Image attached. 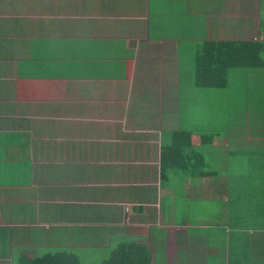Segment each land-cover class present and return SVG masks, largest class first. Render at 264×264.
Wrapping results in <instances>:
<instances>
[{"label":"crops","instance_id":"1","mask_svg":"<svg viewBox=\"0 0 264 264\" xmlns=\"http://www.w3.org/2000/svg\"><path fill=\"white\" fill-rule=\"evenodd\" d=\"M258 3L0 0V264L56 251L80 264L78 248L99 263L131 239L151 264H261L264 224L231 213L226 140L161 168L173 131L202 133L182 127L184 58L264 39ZM215 201L218 227L196 213Z\"/></svg>","mask_w":264,"mask_h":264},{"label":"rangeland","instance_id":"2","mask_svg":"<svg viewBox=\"0 0 264 264\" xmlns=\"http://www.w3.org/2000/svg\"><path fill=\"white\" fill-rule=\"evenodd\" d=\"M259 2V9L262 10L261 16L264 18V0ZM200 11H202L201 8ZM255 13L257 12L253 11L251 14L255 15ZM253 26L254 32L257 33V25L254 24ZM183 67L184 81L187 80L186 85L191 90L189 94L184 93L182 97V127L184 129L186 127L194 128L197 129V132L202 133L203 131H214L217 133L216 141L226 140L225 152L234 150V155L230 160H227L226 153L221 160L223 169L225 171L228 169L230 184L234 188L232 195H229V204L234 211L232 214H241L247 217H245L246 220L241 219V224L250 226V229H256L257 226L264 224V210H262L264 208V192L261 189L262 184L264 185V136L262 135V113L264 110L261 109L263 102L259 100L264 96V80L259 75V71L255 73L251 69L231 68L225 88L198 87L190 81L193 75L192 56L189 55L184 58ZM245 109L248 111L246 110L245 114L247 115L244 116L242 114ZM240 147L255 149L256 151L254 153L244 151L246 154L244 152L241 154ZM217 148L218 150L215 152L219 158L223 150L221 147ZM217 160L216 163L218 164L220 159ZM218 182L219 188H222V184H220L222 178ZM217 210L215 201L214 206L210 203L200 206L196 213L200 217L212 214L215 227H218L220 220H216ZM251 231L259 232V230ZM220 246L216 245V247ZM50 249L56 250V245L51 246ZM82 250L76 249V253L81 255L80 264L92 262L89 260V254H102L98 250L90 252ZM212 253L213 251L210 256H214ZM247 258L252 262L253 255L249 253ZM96 260L98 259L93 262H99ZM255 260L257 261L256 258ZM154 261L158 264V262L161 263L162 259L159 260L155 254ZM217 261L218 259L215 258L210 259V264Z\"/></svg>","mask_w":264,"mask_h":264},{"label":"trees","instance_id":"3","mask_svg":"<svg viewBox=\"0 0 264 264\" xmlns=\"http://www.w3.org/2000/svg\"><path fill=\"white\" fill-rule=\"evenodd\" d=\"M231 68L251 69L253 72L259 71V75L264 80V39H209L203 41L200 43L199 49L193 57L194 84L198 87L225 88ZM259 100L263 102L261 109L264 110V96L262 99L259 98ZM246 110L243 111L242 115H247L245 112L248 110ZM262 115V135L264 136V111ZM172 134L173 139L167 145H162L161 147V168H164L165 165H167V168H170V166L172 168L177 167V162L179 164L183 160L181 158L184 149L196 144L209 145L212 143L214 137L217 136V133L214 131L194 134L185 130H177L173 131ZM240 150L242 151L240 152L241 154L244 151H249L250 153L256 151L255 149H243L242 147H240ZM233 155L234 150H229L227 160H230ZM181 167L184 168L187 165L184 167L181 165ZM261 189L264 192L263 184ZM230 195H232V191ZM233 212L231 208V213ZM263 226L262 228L264 229ZM246 228L250 231L259 230L260 232L262 230L260 227H256V229ZM262 248L264 250V245ZM259 260L261 264H264V258L263 260L261 258ZM22 264H79V261L72 253L56 251L43 253L32 259H25L22 261ZM87 264H151V256L143 243L131 239L129 241L118 242L111 250L109 256L101 262Z\"/></svg>","mask_w":264,"mask_h":264}]
</instances>
